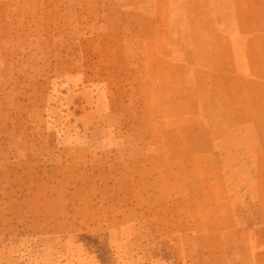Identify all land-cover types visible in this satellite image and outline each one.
I'll return each mask as SVG.
<instances>
[{
    "label": "rangeland",
    "instance_id": "1",
    "mask_svg": "<svg viewBox=\"0 0 264 264\" xmlns=\"http://www.w3.org/2000/svg\"><path fill=\"white\" fill-rule=\"evenodd\" d=\"M0 264H264V0H0Z\"/></svg>",
    "mask_w": 264,
    "mask_h": 264
}]
</instances>
